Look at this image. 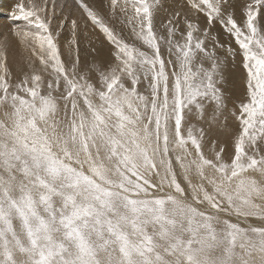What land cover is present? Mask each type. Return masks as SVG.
Wrapping results in <instances>:
<instances>
[{
    "label": "snow or ice",
    "instance_id": "1",
    "mask_svg": "<svg viewBox=\"0 0 264 264\" xmlns=\"http://www.w3.org/2000/svg\"><path fill=\"white\" fill-rule=\"evenodd\" d=\"M75 2L113 46L99 86L79 72L78 51L70 67L62 60L56 0L51 15L49 0L18 5L15 36L31 69L22 79L0 45V264H264V0H251L242 22L226 0H186L242 57L247 100L232 113L240 131L230 161L215 141L206 154V130L187 118L195 109L203 119L205 99L213 120L222 113L236 50L221 59L224 45L187 15L179 32V11L158 35L161 0H110L133 43ZM77 28L72 19L71 44Z\"/></svg>",
    "mask_w": 264,
    "mask_h": 264
},
{
    "label": "rangeland",
    "instance_id": "2",
    "mask_svg": "<svg viewBox=\"0 0 264 264\" xmlns=\"http://www.w3.org/2000/svg\"><path fill=\"white\" fill-rule=\"evenodd\" d=\"M15 1V3H16V0H14ZM87 1V0H86ZM122 1L123 0H121V3H122ZM166 1V2H165ZM244 1V0H243ZM243 1H241L240 3H237V4H235L238 8L237 9H235V8H233L232 9V7L230 6V4H233V2H232V0H226V2H225V4H224V9L227 11V12H232V13H234L235 14V12H236V10H238V11H241L242 10V14L244 15V9L246 8V5L248 4V3H250L251 2V0L249 1V0H246L247 2H243ZM2 2V1H1ZM185 4H184V3ZM15 3H12L11 1H10V4L13 6V5H15ZM230 3V4H229ZM104 5H106V6H104L105 8H102V7H99V8H101V13L102 14H100L102 17L104 16V20H105V22L106 23H109V25L110 26H112V27H114L115 28V30L117 31V33L118 34H120V35H122V37L127 41V42H129V43H133L134 42V38L132 37V35H131V33H130V30L128 29V28H126V27H123V26H121L120 24H118L117 23V21H115V20H112L111 18H110V16H109V8H110V4H108L107 2L106 3H103ZM177 4V5H176ZM166 7H165V6ZM169 5V6H168ZM184 5V6H183ZM109 7V8H108ZM240 7V8H239ZM168 8V9H167ZM170 8V9H169ZM97 9V8H96ZM185 9H187L188 11L190 10L193 14V16H194V18H192V17H189L187 14H186V12H185ZM98 10V9H97ZM182 12H181V11ZM99 11V10H98ZM106 11V12H105ZM164 11L166 12V13H164ZM177 11H179V12H181V24H180V27H179V32H184L185 31V26H184V24H183V17L185 16V15H187V17H188V19L190 18V20H192L194 23H196V24H198L199 25V27H200V29H201V31H203V30H205V29H207L208 30V32H209V35H210V37H215L216 39H218L219 41H220V43L221 44H223L224 45V48H216V51H218V53H220V54H222V56L221 55H219V57L221 58V59H225V57H226V51H225V49L227 48V47H229V46H231L233 49H235L236 50V52L238 51L239 52V48L237 47L238 45H236L235 44V40H234V38L230 35V34H228L225 30H224V28L221 26V24L219 23V22H213V24L212 25H209L208 24V19H207V16L204 14V13H196V12H194L193 10H191L190 8H188V6H187V2H186V0H161V7H160V11L157 13V15H156V20H155V23H156V31H157V34L158 35H166V31H165V29L161 26L162 24H166L167 23V20L170 18V16H171V14L172 13H174V12H177ZM184 12V14H182ZM100 13V12H99ZM168 13V14H167ZM171 13V14H170ZM107 14V15H106ZM196 14H198V15H196ZM201 14V15H200ZM202 14H204V15H202ZM49 15H51V12H49ZM184 15V16H183ZM105 16H107V18L105 17ZM65 17H67V20H65ZM106 18V19H105ZM71 17H70V15L69 14H67V15H65L64 17H62L60 14H55V17H54V21H56V20H62L64 23H66V22H68V21H71ZM109 19V20H108ZM245 19V16H244V18H243V20ZM201 22V23H200ZM54 26V27H53ZM58 26L59 25H56V24H53L52 25V27H53V30L54 31H57V30H59V32L61 33L62 31L58 28ZM81 27H82V25H81ZM117 27V28H116ZM56 28H58L57 30H56ZM85 29V28H84ZM83 29V27L82 28H80V25L78 26V28H77V32H79V34H77L76 33V44H70L72 47H74V48H72V47H68V45H69V43H70V41L72 40V36H70L69 38H70V41L69 42H67V46H66V52L64 53V57H68V59L67 58H64V59H62V60H64V62L66 63L65 65L67 66V67H70L71 66V64L75 61V59L76 58H74L75 56H76V54H77V51L79 50L80 51V53H79V51H78V55H79V57H82V56H84V54H86V53H92V51H91V49L93 50L96 46V42L97 41H90L89 39H87V38H85L84 37V35H87V33H86V30H84ZM68 30V31H67ZM71 31V29H70V27H69V29L67 28L66 29V33H68V32H70ZM128 32V33H127ZM179 32H178V34H177V36H176V39L177 40H181V42H182V38L180 37V35H179ZM86 33V34H85ZM219 33V34H218ZM129 35V36H128ZM198 35H199V33H198ZM80 37V38H79ZM129 39V40H128ZM87 40V41H86ZM80 41V42H79ZM90 43H92L91 45H90ZM97 43H99V42H97ZM207 43V46H208V48L209 49H211L212 47H213V41L211 40V39H209V41H207L206 42ZM106 44V45H105ZM93 45V46H92ZM80 48H79V47ZM95 46V47H94ZM102 46H103V49L105 50V53L103 54V55H105V56H101L102 58L99 60V58H98V60L94 63L93 62V60H87V59H85V60H79V64H80V66H78V70H79V72L81 73V74H84V75H86V76H88L89 78H90V80H91V82H93V83H97V86H99L98 85V80H99V73L101 72V71H104L105 70V72L108 70L107 68H109L108 66H110L112 63H113V56H112V51H113V46L112 45H109V43H102ZM110 46V47H109ZM69 48H71L72 49V54H71V56L72 57H69ZM82 48V50H80ZM83 48H85V49H83ZM88 48V49H87ZM111 49V50H110ZM82 51V52H81ZM85 51V52H84ZM90 51V52H89ZM237 52V55H236V57H235V59H233L232 57H230V56H228L227 58H226V60H225V66H224V69H225V67H226V64L228 63L229 65H227V68L228 69H230V71H232V72H234V78L232 77V80L230 81L231 83H232V85L234 86V87H236V88H238V90L239 91H236V93H234L233 94V96H236V97H234V98H232V101L234 102V103H237V104H239V105H234L235 107H238L239 108V106H240V104L242 103V102H246V100H247V92H245V91H247L246 89H247V86H246V72H245V70L243 69V68H241L242 67V63H241V61H242V57H241V55L239 54ZM161 53H162V56L164 57V59L167 61V60H169V59H171L173 62H175V56L174 55H172V56H170L169 55V53H168V50H167V45L166 44H162V47H161ZM65 54H66V56H65ZM75 55V56H74ZM108 55H110V56H108ZM238 56V57H237ZM85 57V56H84ZM63 58V57H62ZM66 59V60H65ZM232 59V60H231ZM111 60H112V62H111ZM82 61V62H81ZM90 61V62H89ZM99 61V62H98ZM108 61V62H107ZM231 63H230V62ZM233 61V62H232ZM107 63V65H106V63ZM236 62V63H235ZM7 63H8V65H10L9 64V61L7 60ZM100 63V64H99ZM103 63V64H102ZM104 63H105V65H104ZM239 65H238V64ZM82 64V65H81ZM102 64V66H99V65H101ZM93 65H95L94 67H93ZM98 65V66H97ZM104 65V66H103ZM90 66V67H89ZM208 65H207V62H205V67H207ZM9 67V70H10V66H8ZM99 67V68H98ZM230 67V68H229ZM90 70H89V69ZM171 70H172V67L171 66H169V71L171 72ZM242 70V71H241ZM91 73H90V72ZM95 72H96V74H95ZM242 75V76H241ZM96 78H95V77ZM96 79V80H95ZM244 79V80H243ZM13 81H16V80H13ZM144 87H146V85L145 86H141L140 87V90L141 91H143V89H144ZM221 87V89L223 88L222 86H220ZM246 87V88H245ZM222 92H223V89H222ZM245 92V93H244ZM224 93V92H223ZM241 93H244L243 95H240ZM225 94V93H224ZM223 94V95H224ZM227 99H229V98H227ZM206 100V99H205ZM209 108L211 109V108H213V104L211 103V101H209ZM204 105H205V103H204ZM232 106V105H231ZM230 106V108L228 109V110H225V111H223L222 110V112L223 113H221V114H219L217 117H216V119L215 120H213V116H214V111H212V110H209V108L208 107H205L204 108V116H203V120L197 115V113H196V110L195 109H193V111H192V113L188 116V118H187V125L188 126H195L196 128H204L205 130H206V132H207V135H208V129H210L211 128V126L213 125V127H214V138L211 136H206V142H205V152H206V154H209V148H210V144H211V141H217V143L218 144H220V145H222V143L220 142L221 141V139H223L224 137L226 138V139H228L229 141H231L232 139L231 138H229V137H231L233 134H231V136H230V134H229V131L231 130V128L232 127H234V126H236L237 125V122L239 123V121L237 120V118H236V116H233V118H231V119H221V118H227V116H228V114H231V109H232V107ZM212 111V112H211ZM227 111V112H226ZM233 112H236V114L237 115H239V110L238 111H236V110H234ZM213 113V114H212ZM212 115V116H211ZM194 116V117H193ZM212 118V119H211ZM235 118V119H234ZM200 119V120H199ZM209 121V122H208ZM226 121H230V123L231 124H228L227 125V129H223V127L222 126H224L225 124H226ZM235 121H237V122H235ZM235 123V125L233 126V124L232 123ZM213 123V124H212ZM216 126H217V129H216ZM228 128H230V130L228 129ZM223 129V130H222ZM227 130V131H226ZM229 130V131H228ZM212 131V130H211ZM224 132V134H222ZM210 134H212V132L210 133ZM209 134V135H210ZM235 134H238V132H235ZM224 135V136H223ZM216 136H217V138H216ZM234 136H236V135H234ZM223 137V138H222ZM207 138H209V139H207ZM210 138H211V141H210ZM234 140V139H233ZM231 148V147H230ZM225 159H227V155L225 154ZM229 161H230V158L228 159Z\"/></svg>",
    "mask_w": 264,
    "mask_h": 264
},
{
    "label": "bare ground",
    "instance_id": "3",
    "mask_svg": "<svg viewBox=\"0 0 264 264\" xmlns=\"http://www.w3.org/2000/svg\"><path fill=\"white\" fill-rule=\"evenodd\" d=\"M2 1V2H1ZM10 1L12 3H15L14 0H0V45H4L6 46V50H7V54H8V61H9V64L8 66H10V72H11V75H12V79L13 80H20L23 78V75L24 73L26 72H30L31 69L29 68V65H28V53L24 50V48L20 45L19 41H18V38L15 36V30L17 28H20V27H24V22L22 20H16L14 18V15L15 14H18V5L23 2L25 5H27L29 2L33 3V4H37V5H42L44 3V0H16V3L15 5H11L10 4ZM175 1V0H174ZM177 1V0H176ZM183 1V0H182ZM241 1L243 0H232L233 4H230V6L235 9H237L238 7L235 5L237 3H240ZM250 1V0H249ZM85 2L92 8H94V10H96L99 14H102L101 13V8L99 7H102V8H105L103 3H108L110 4V0H85ZM123 2V1H122ZM166 2V1H165ZM243 2H247L246 0H244ZM184 3V2H183ZM185 4V3H184ZM177 5V4H176ZM165 6V5H164ZM169 6V5H168ZM184 6V5H183ZM107 7V6H106ZM166 7V6H165ZM99 10H97V9ZM109 8V7H108ZM189 8V7H188ZM240 8V7H239ZM110 9V8H109ZM168 9V8H167ZM170 9V8H169ZM110 11V10H109ZM181 11V10H180ZM49 12L52 13V8H51V0H49ZM106 12V11H105ZM167 12V11H166ZM164 11V13H166ZM182 12V11H181ZM180 12V13H181ZM185 12L186 14L189 16V17H192L194 18V16L192 15L193 13L187 9H185ZM55 14H60L62 17H64L65 15L69 14L70 17L72 19H75L77 21V25L79 26L80 25V28L83 27L84 30H86V33L87 35H84L85 38L89 39L90 41H97L99 43L96 42V47L91 51L92 53H86L84 54V56L82 57H79V60H93V62L95 63L98 58L99 60L102 58L101 56H105L103 55L105 53V50L103 49V46H102V43H108L107 39L104 37L103 33L100 32V30L95 27L94 25H92L91 21H89L86 17V14L83 13L82 9L79 8V6L76 4L75 0H56V9H55ZM168 14V13H167ZM171 14V13H170ZM184 14V12L182 13ZM199 14V13H198ZM196 14V15H198ZM107 15V14H106ZM201 15V14H200ZM204 15V14H202ZM184 16V15H183ZM107 18V16H105ZM104 18V16H103ZM105 18V19H106ZM182 18V17H181ZM235 18L237 19L238 22H242L243 21V18H244V15L242 14V10L241 11H238L236 10L235 12ZM71 19V20H72ZM190 19V18H189ZM109 20V19H108ZM63 22L62 20H56L54 21L53 24H56V25H60V23ZM201 23V22H200ZM64 26L62 29H60L62 32L60 33L59 37H58V44H59V47H60V50H61V53H62V59L64 58H67L68 57H64V53L66 52V46H67V42L70 41V36H72V32H68L66 33V29L70 27L71 29V21H68L66 23H64ZM82 25V27H81ZM54 27V26H53ZM52 27V29H53ZM117 28V27H116ZM58 28H56L57 30ZM54 31V30H53ZM68 31V30H67ZM55 32V31H54ZM77 34H79V32H76ZM85 33V34H86ZM128 33V32H127ZM219 34V33H218ZM198 35V34H197ZM77 36V35H76ZM129 36V35H128ZM80 38V37H79ZM77 39V38H76ZM129 40V39H128ZM87 41V40H86ZM80 42V41H79ZM71 43H69L68 47H72L70 45ZM92 43H90L91 45ZM106 45V44H105ZM110 45V44H109ZM93 46V45H92ZM79 47V46H78ZM110 47V46H109ZM238 47V46H237ZM74 48V47H72ZM80 48V47H79ZM234 48V47H233ZM85 49V48H83ZM88 49V48H87ZM82 50V48L80 49ZM111 50V49H110ZM79 51V50H78ZM82 52V51H81ZM85 52V51H84ZM90 52V51H89ZM238 52V51H237ZM80 53V51H79ZM217 55H221L220 53H218V51H216ZM239 53V52H238ZM77 55V54H76ZM66 56V54H65ZM75 56V55H74ZM110 56V55H108ZM72 57V56H71ZM106 57V56H105ZM238 57V56H237ZM76 58V56L74 57ZM107 58V57H106ZM108 59V58H107ZM66 60V59H65ZM113 60V59H112ZM111 60V62H112ZM232 60V59H231ZM81 61V62H82ZM90 62V61H89ZM99 62V61H98ZM108 62V61H107ZM230 62V61H229ZM233 62V61H232ZM106 63V62H105ZM104 63V65H105ZM231 63V62H230ZM236 63V62H235ZM66 64V63H65ZM100 64V63H99ZM103 64V63H102ZM99 65V66H102ZM238 64V63H237ZM82 65V64H81ZM103 65V66H104ZM107 65V63H106ZM105 65V66H106ZM227 65H229L228 63L226 64V67L224 69V80H223V83L220 85L222 86L223 88V93L224 94V98H225V104H226V107L224 108L223 111L225 110H228L230 108V106L232 107V109L230 110L231 111V114H228L227 118H221V119H231L233 118V111L236 110L238 111L239 108L238 107H235L234 105H239L237 103H234L232 101V98L236 97V96H233L234 93H236V91H239L238 88L234 87L232 85V83L230 82L232 80V77L234 78V72L230 71V69L227 68ZM239 65V64H238ZM80 66V64H79ZM95 65H93L94 67ZM98 66V65H97ZM108 66V65H107ZM67 67V66H66ZM90 67V66H89ZM109 67V66H108ZM9 68V67H8ZM99 68V67H98ZM230 68V67H229ZM242 68V67H241ZM89 69V68H88ZM108 69V68H107ZM90 70V69H89ZM105 71V70H104ZM242 71V70H241ZM90 72V71H89ZM91 73V72H90ZM96 74V72H95ZM242 76V75H241ZM95 77V76H94ZM96 78V77H95ZM96 80V79H95ZM244 80V79H243ZM141 87V86H140ZM246 88V87H245ZM247 90V89H246ZM247 92V91H245ZM244 92V93H245ZM244 93H241L240 95H243ZM229 98V99H227ZM237 98V97H236ZM205 103L204 105V108L205 107H210L209 106V100H204L203 101V104ZM212 103V102H211ZM213 104V108H209V110H212L214 111V108H215V105L214 103ZM211 111V112H212ZM227 112V111H226ZM223 113V112H222ZM213 114V113H212ZM212 116V115H211ZM194 117V116H193ZM212 119V118H211ZM235 119V118H234ZM200 120V119H199ZM203 120V119H202ZM217 120V119H216ZM209 122V121H208ZM237 122V121H235ZM213 124V123H212ZM228 124H231L230 121H226V124L223 127V129H227V125ZM233 126L235 125V123L233 122L232 123ZM216 129H217V126H216ZM222 129V130H223ZM230 130V128H228ZM212 130V131H211ZM228 130V131H229ZM208 131V135L207 136H212L214 138V127L213 125L211 126L210 129L207 130ZM227 131V130H226ZM240 131V124L237 122V125L232 127L231 130L229 131V134L231 136V134H233L231 137L229 138H235L234 135H237L235 134V132H239ZM212 132V134H210ZM210 134V135H209ZM224 134V132L222 133ZM224 136V135H223ZM217 138V136H216ZM223 138V137H222ZM209 139V138H207ZM233 139L231 141H229L228 139H226L225 137L223 139H221V143L222 145H224L226 147V152L225 154L227 155V159L225 160H228L229 158H231L232 154H233ZM210 141H211V138H210ZM218 141V140H217ZM216 141V142H217ZM231 147V148H230ZM233 222H236V218L235 217H231L230 218ZM252 223H254L256 226H260L261 225V221L259 220H253Z\"/></svg>",
    "mask_w": 264,
    "mask_h": 264
}]
</instances>
